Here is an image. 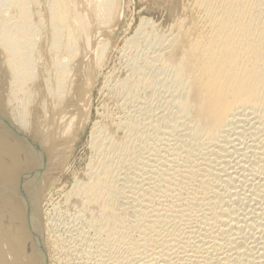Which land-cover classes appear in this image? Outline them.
Here are the masks:
<instances>
[{
    "label": "bare ground",
    "instance_id": "bare-ground-1",
    "mask_svg": "<svg viewBox=\"0 0 264 264\" xmlns=\"http://www.w3.org/2000/svg\"><path fill=\"white\" fill-rule=\"evenodd\" d=\"M120 7L0 0V264H48L47 238L58 264H264V0H193L167 34L142 19L116 89L163 110L120 100L123 135L91 130L82 209L44 217Z\"/></svg>",
    "mask_w": 264,
    "mask_h": 264
},
{
    "label": "rangeland",
    "instance_id": "rangeland-1",
    "mask_svg": "<svg viewBox=\"0 0 264 264\" xmlns=\"http://www.w3.org/2000/svg\"><path fill=\"white\" fill-rule=\"evenodd\" d=\"M192 2L193 0H121L119 23L114 29L107 50L104 51L101 65L93 76L94 82L90 100L91 114L89 118L83 121L72 156L58 173L50 189L45 193L44 200L42 199V211L46 212L44 213L45 218H48L49 215V217L63 220L64 217L76 215L79 212L78 209H82L79 198L72 195L71 191L76 180H87V164L91 161L90 159H93V151L90 146L91 130L96 122L104 126L110 135L115 134L119 137L123 135V131L117 130L114 120L123 112V109L119 107L121 101H124V107L126 106V110H128V108L138 109L141 104L144 106L143 102L151 103L155 99L157 104H152L157 106L154 107L153 113L157 114L163 110L162 99L159 97L160 91H157L159 93L157 94L143 86L134 87L126 96V89H116V84L124 79L128 81L126 84L128 88L131 87L133 81L126 67V61L132 51L129 50L131 51L129 52L125 44L134 37L141 20L144 18L150 21L147 30L152 29L151 26L153 25V28L160 34H167L176 19L179 17L189 18L188 8ZM160 107H162L161 110ZM69 200L70 203H68ZM89 218L90 216H87L85 222L89 221ZM85 225L86 223L83 226L86 227ZM46 241L48 242H46V246L48 245L46 247V249L48 248L47 254L49 255L48 264H58L50 249L49 239L47 238Z\"/></svg>",
    "mask_w": 264,
    "mask_h": 264
}]
</instances>
